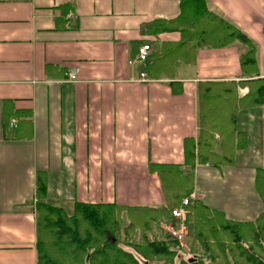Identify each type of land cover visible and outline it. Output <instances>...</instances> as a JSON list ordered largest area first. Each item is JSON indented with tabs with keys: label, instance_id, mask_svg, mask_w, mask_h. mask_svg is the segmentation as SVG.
<instances>
[{
	"label": "crops",
	"instance_id": "crops-1",
	"mask_svg": "<svg viewBox=\"0 0 264 264\" xmlns=\"http://www.w3.org/2000/svg\"><path fill=\"white\" fill-rule=\"evenodd\" d=\"M73 2L62 14L60 6ZM255 48L264 77V0H205ZM178 0H0V264H36V173L46 174L42 200L71 212L74 202L159 206L164 196L148 163L184 162L183 139L199 133L197 88L205 81L243 80L246 46H202L174 80H139L129 63L143 42L153 48L179 33L144 35L143 24L172 20ZM77 68V79L66 74ZM247 92L238 88V96ZM3 101L30 112V138L2 126ZM246 147L234 163L196 164L192 198L225 219L253 221L264 209L255 188L264 168V104L238 109ZM22 132V127L21 130ZM218 151L219 148L216 147Z\"/></svg>",
	"mask_w": 264,
	"mask_h": 264
},
{
	"label": "trees",
	"instance_id": "trees-1",
	"mask_svg": "<svg viewBox=\"0 0 264 264\" xmlns=\"http://www.w3.org/2000/svg\"><path fill=\"white\" fill-rule=\"evenodd\" d=\"M178 3L176 18L154 20L140 27V32L148 36L170 31L180 35L176 42H161L153 48L141 67L147 78H167L171 92L180 94L182 84L174 80L178 66L193 63L196 50L202 46L219 48L238 41L246 46L240 57L244 79L198 84L199 133L196 138L183 139L184 162L181 165L148 163V171L159 178L164 196L162 205L74 202L68 213L62 206L42 200L46 192V174L38 171L36 264H139L130 252L118 245V234L126 227L129 232H135L132 237L136 238L126 244L144 264L170 263L178 255L175 250L178 243L167 236L156 237L152 228L161 220L169 221L171 209L178 206L182 198H188L190 246L189 255L181 257L180 264H216L212 261L217 264H264V209L253 221L236 222L225 219L222 213L208 208L201 200L190 198L196 164L219 169L231 166L236 150L246 147L245 135L236 130V113L238 109L264 104V77L258 73L255 48L238 28L210 11L205 0H178ZM60 7L61 15L74 8L73 2ZM242 87H246L247 92L239 97L238 88ZM7 102L3 101L2 107L3 130L5 132L10 126L12 129L7 137L30 138V112L14 109L12 101L7 107ZM12 119L14 125H10ZM255 188L264 205V168L256 169ZM198 253L208 254L210 260L204 261Z\"/></svg>",
	"mask_w": 264,
	"mask_h": 264
},
{
	"label": "rangeland",
	"instance_id": "rangeland-1",
	"mask_svg": "<svg viewBox=\"0 0 264 264\" xmlns=\"http://www.w3.org/2000/svg\"><path fill=\"white\" fill-rule=\"evenodd\" d=\"M186 197H188V196H186ZM190 198H192L191 195H190ZM185 209H186V207H185ZM186 211H187V215H186L183 223L181 221H179V220L174 219L171 216V214H170L171 218H170L169 221L161 220L160 222L157 223V226L155 225V227L152 228L153 233L156 235V237L161 238V236H167L169 239H173V237H171L169 235V229H177L182 224L184 225V228H183L184 229L183 239H181V241L176 240V242L178 243V246L175 248V250L177 249L176 250V254H178V255L173 258L172 262L167 263V264H180V258L181 257H186V256L189 255L188 251H189L190 242L188 241L187 224L190 221V217H189L190 211H189L188 208L186 209ZM126 222L127 221H125L124 225L126 224ZM134 230H136V232L139 231L138 229H134ZM134 234H135V232H133V231L129 232V228H127V227L126 228H122V231L120 230V233L118 234V236H119V240H118L119 244L118 245L121 246L125 251L130 252L136 258V260L138 261L139 264H144L143 263V259L133 250V248L131 246L126 244V241L127 242L128 241H133V239L136 240V238L132 237ZM123 244H125V245H123ZM198 255H201L204 261H209L210 260L208 254H199L198 253ZM212 262L217 264L216 261H212ZM159 264H161V263H159Z\"/></svg>",
	"mask_w": 264,
	"mask_h": 264
},
{
	"label": "built area",
	"instance_id": "built-area-1",
	"mask_svg": "<svg viewBox=\"0 0 264 264\" xmlns=\"http://www.w3.org/2000/svg\"><path fill=\"white\" fill-rule=\"evenodd\" d=\"M152 52V48L150 47V45L148 43H142L140 44L135 52L134 57L129 61V63H133V62H137L139 64H144L150 54ZM66 80L70 81V82H74L77 79V68L71 69L70 71L67 72L66 74ZM147 76L146 73L144 71H140L139 74V80H147ZM15 120L12 119L10 125H14ZM188 204V198H183L180 201L179 206L172 208L171 209V216L176 219L179 220L183 223L186 215H187V211L185 209V207ZM184 225L182 224L179 228L177 229H169V235L171 237H173V239L181 241V239H183L184 236Z\"/></svg>",
	"mask_w": 264,
	"mask_h": 264
}]
</instances>
